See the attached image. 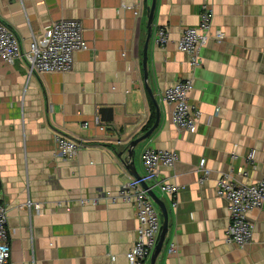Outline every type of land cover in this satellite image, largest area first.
Instances as JSON below:
<instances>
[{
  "label": "crops",
  "instance_id": "crops-1",
  "mask_svg": "<svg viewBox=\"0 0 264 264\" xmlns=\"http://www.w3.org/2000/svg\"><path fill=\"white\" fill-rule=\"evenodd\" d=\"M151 2L0 0V23L17 35L22 51L32 36L66 19L82 23L90 47L74 54L67 73L28 76L23 60L7 65L0 57V200L7 207V264H128L135 210L104 197L134 178L117 154L150 129L145 127L153 112L156 119V107L157 127L134 149L135 172L144 174L146 147L175 151V165L160 167L159 174L180 190L175 197L153 190L168 214L154 264H264V205L247 214L253 237L239 248L223 240L228 205L216 194L223 174L243 184L264 175V0H155L145 77L142 50ZM203 4L213 12L212 32L221 31L223 38L209 39L200 65L192 68L177 42L184 29L198 24ZM137 8L140 14L134 16ZM159 27L169 32L163 48L154 43ZM184 80L192 81L189 102L201 113L193 133L171 123L172 107L162 99L165 88ZM103 107L113 110L109 123L100 121ZM56 134L84 147L63 159ZM251 150L253 168L246 161ZM200 160L211 171L202 185ZM92 198H98L96 205L77 203ZM28 201L40 209L28 210ZM170 244L174 254H168Z\"/></svg>",
  "mask_w": 264,
  "mask_h": 264
},
{
  "label": "built area",
  "instance_id": "built-area-1",
  "mask_svg": "<svg viewBox=\"0 0 264 264\" xmlns=\"http://www.w3.org/2000/svg\"><path fill=\"white\" fill-rule=\"evenodd\" d=\"M140 14L138 8L134 16ZM213 12L207 4L201 6L199 21L196 26L184 29L177 42V50L189 56V65L198 67L201 62L200 51L209 39L220 42L223 33L219 30L212 32ZM83 26L78 20L66 19L53 23L43 30L39 36H32L28 49L22 51L17 35L5 24L0 23V57L7 65H13L18 59L23 60L27 66V74L41 73H67L73 67L74 54L79 51H88L90 47L83 37ZM169 42V32L166 27H159L154 35V43L163 48ZM193 88L191 80L177 81L165 88L162 92L163 101L172 107L170 120L178 129L193 133L201 113L199 108L189 102L190 92ZM95 124L100 130L104 127L99 120ZM87 123L83 124L87 127ZM58 155L70 160L80 151L84 144L68 139L61 134L55 135ZM235 155H232L234 158ZM255 151L251 150L246 161L250 168L254 167ZM178 160L175 151L155 150L150 147L143 149L141 162L144 174L135 179L129 177L119 188L117 194H105V199L112 204L121 202L131 205L135 210L137 222L136 238L130 250L126 253L128 264H144L151 256L158 242L161 232L159 211L148 194L149 190L157 188L161 193L175 197L180 187L160 179V167L172 168ZM198 183L204 184L210 177L211 171L206 167L205 161L200 160L197 168ZM146 183L149 189H144ZM216 194L227 203L228 224L223 240L226 244L243 248L251 243L254 226L247 214L264 205V175L255 183L243 184L235 181L229 174H223L216 180ZM98 198L79 199L78 205H96ZM61 205V202L57 204ZM176 205V201H172ZM25 207L38 211L40 204L27 202ZM64 209L70 210L68 204ZM7 207L0 200V264H7L10 259L9 232L6 225ZM175 245L170 244L168 254H174Z\"/></svg>",
  "mask_w": 264,
  "mask_h": 264
},
{
  "label": "water",
  "instance_id": "water-1",
  "mask_svg": "<svg viewBox=\"0 0 264 264\" xmlns=\"http://www.w3.org/2000/svg\"><path fill=\"white\" fill-rule=\"evenodd\" d=\"M155 9V0H152L150 7L147 9V21H148V33L146 42L144 44L143 50H142V68L144 71V76L146 77V62H147V46L148 42L151 36V23L153 20V13ZM98 114L100 117V121L104 123H109L112 121L113 117V110L112 108L103 107L98 110ZM159 121V114H158V108L156 107V119L154 124L151 126L149 130H147L144 134H142L140 137L130 141L125 150L119 151L117 154V157L122 161V163L125 165L127 170L131 171V175L135 179H139L140 177L136 174L135 168H134V162H133V153L134 149L137 145H139L141 142L145 141L150 137L154 129L157 127ZM126 155V156H125ZM142 187L144 189H149L148 185L146 183H142ZM149 196L151 197L154 204L159 209L161 216H162V225H161V232L158 238V242L154 248L153 253L150 257V264H154L156 261L157 256L160 254L163 243L165 240V236L167 233V221H168V214L165 204L157 197L154 191L149 190L148 191Z\"/></svg>",
  "mask_w": 264,
  "mask_h": 264
},
{
  "label": "trees",
  "instance_id": "trees-1",
  "mask_svg": "<svg viewBox=\"0 0 264 264\" xmlns=\"http://www.w3.org/2000/svg\"><path fill=\"white\" fill-rule=\"evenodd\" d=\"M154 122H155V113L153 112L152 115H151V119L147 123V126L145 127V129L151 128V126L153 125Z\"/></svg>",
  "mask_w": 264,
  "mask_h": 264
}]
</instances>
